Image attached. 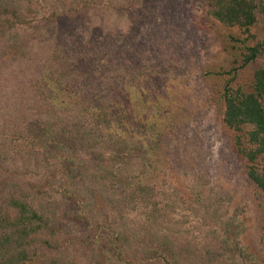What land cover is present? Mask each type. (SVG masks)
Masks as SVG:
<instances>
[{
    "label": "rangeland",
    "instance_id": "1",
    "mask_svg": "<svg viewBox=\"0 0 264 264\" xmlns=\"http://www.w3.org/2000/svg\"><path fill=\"white\" fill-rule=\"evenodd\" d=\"M257 3V21L249 34L219 24L210 16L205 0H137L127 14L124 36L110 35V21H106L103 32L91 30L87 17L82 16L63 20L55 33V27H51L43 45L49 55L54 48L59 56L63 50L68 51L71 69L80 80L56 95L52 115H63L69 109V115L80 117L81 108L75 106L74 98L89 85L91 93L117 94V79L123 76L115 72V66L103 64L107 56L133 72L125 76L124 85L130 108L135 115L140 114L138 118L149 116V121L131 122L143 142L152 137L156 144L150 155L143 152L136 156L152 162L147 169L154 176L149 180L154 201L171 221L175 235L182 236L174 238L175 242L190 251L185 255L186 264H264V193L248 179V163L237 150L236 134L222 120L224 87L229 84L233 89L249 91L255 71L264 68V0ZM90 30L94 39L91 43L87 36ZM256 45L261 46L262 55L240 68L246 48ZM134 71L140 80L131 83ZM43 73L46 77V70ZM151 101L156 106L149 104ZM90 115H82L83 120L73 123L67 138L54 144L61 141L66 148L79 147L83 155L95 159L115 156L124 161L120 155L130 157L112 150L107 136L116 129L107 132L95 128ZM162 127L167 134L160 138L156 133ZM31 134L27 141H16V146L33 147L42 155L54 153L42 139L39 127H31ZM66 155L60 152L47 158L57 166L60 179L66 177L62 171L67 168L62 170L60 166ZM257 166L264 169V159ZM109 185L114 192L112 206L102 211L103 204L97 200L94 210L111 220L145 225L151 206L138 201L130 204L128 191L117 183ZM62 211L73 213L76 206L66 200ZM100 213L95 218L97 227H102ZM72 220L70 225L88 249L101 248L110 257L105 250L110 232L100 228L93 237L84 222ZM63 222L60 226L68 224L67 219ZM32 264L48 262L37 260Z\"/></svg>",
    "mask_w": 264,
    "mask_h": 264
},
{
    "label": "trees",
    "instance_id": "2",
    "mask_svg": "<svg viewBox=\"0 0 264 264\" xmlns=\"http://www.w3.org/2000/svg\"><path fill=\"white\" fill-rule=\"evenodd\" d=\"M136 1L0 0V264H32L37 260L48 264H186L188 261L185 255L190 251L174 239L182 236L175 235L171 221L154 201V190L149 185L154 176L147 169L152 162L136 156L143 152L150 155L156 144L152 137L143 142L131 122L142 120L146 124L149 116L144 120L138 118L140 114L135 115L130 108L125 76L133 72L125 65L109 56L103 60V64L115 66V72L123 76L117 79L120 86L116 95L91 93L89 85L74 100L82 115L91 114L89 120L95 128L107 132L116 129L107 136L112 150L130 157L120 155L124 161L115 156L95 159L83 155L79 147L69 149L61 141L54 144L56 140L66 139L73 123L84 117L69 115V109L63 115H52L56 95L80 80L71 69L68 51L63 50L59 56L56 48L50 55L49 49L44 50L49 29L55 27L52 30L55 33L63 20L86 16L91 30L103 32L106 21H110V35L124 36L127 14ZM205 1L210 16L224 27L249 34L256 24L257 0ZM91 30L87 35L90 43L94 41ZM259 55H262L261 46L246 48L240 68ZM137 74L134 71L131 83L140 80ZM222 101V120L236 134L237 150L248 163V179L264 193V169L257 166L264 159V68L255 71L249 91L226 85ZM149 104L156 106L153 101ZM31 127H39L47 147L54 150L52 157L33 147L16 146V141L32 137ZM156 134L162 138L167 129L162 127ZM60 152H67L64 164H60L62 170L67 168L62 171L66 177L61 179L57 166L47 159ZM114 183L128 191V203L138 201L151 206L145 225L133 226L125 219L111 220L94 210L97 200L103 204L102 211L103 207L112 206L114 192L109 184ZM66 200L76 206L75 212L62 211V202ZM99 213L102 227H97L95 219ZM64 219L68 224L60 226ZM72 219L84 222L93 237L100 228L110 232L105 249L110 257L101 248L88 249L79 232L70 225L74 223Z\"/></svg>",
    "mask_w": 264,
    "mask_h": 264
}]
</instances>
